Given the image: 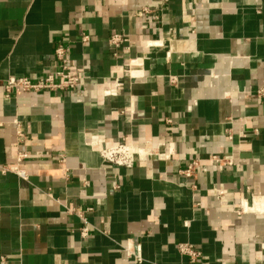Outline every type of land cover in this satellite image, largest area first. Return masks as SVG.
<instances>
[{
    "label": "crops",
    "instance_id": "0c3cea01",
    "mask_svg": "<svg viewBox=\"0 0 264 264\" xmlns=\"http://www.w3.org/2000/svg\"><path fill=\"white\" fill-rule=\"evenodd\" d=\"M60 46L78 88L5 96ZM93 141L166 155L118 167ZM19 151L26 180L2 172ZM0 264H264V0H0Z\"/></svg>",
    "mask_w": 264,
    "mask_h": 264
},
{
    "label": "built area",
    "instance_id": "2783aa9c",
    "mask_svg": "<svg viewBox=\"0 0 264 264\" xmlns=\"http://www.w3.org/2000/svg\"><path fill=\"white\" fill-rule=\"evenodd\" d=\"M193 10V8H191ZM187 23L193 24L195 22V18L193 14L187 15ZM129 40L123 35L117 34L111 37L110 44L114 47H118L123 43H127ZM82 45L88 46L90 44V37L87 35H83L81 39ZM157 46V45H156ZM152 47V46H148ZM56 59H57V69L53 75H48L43 78H40L37 81H32L27 77L23 78H9L4 81V91L5 96L10 98L12 96H16L20 93H29V92H67L73 91L81 85L83 80V69L73 68L68 61V53L67 50L60 46L55 51ZM143 58L135 59L130 63H126L125 68L122 70L124 75H128V71L132 66H141ZM130 76V75H129ZM132 76V75H131ZM121 81L116 79V86H120ZM116 90H108L105 92L107 96H115ZM16 126V135H17V145L22 146L25 142L26 136L22 131L20 122L18 120L14 121ZM94 147H98V152L105 162L113 164L118 167L124 168H132L135 166L137 162L146 161L149 158L156 157L159 160L165 159V153H160L159 148H137L126 144L124 141L115 143L113 145H105L102 146L100 141H96L91 144ZM145 152V153H144ZM29 157V154L23 151H19L16 158V163L13 165H9L2 168L3 173H14L19 178L26 180L27 175L25 171L20 170L19 165L26 161ZM170 157L168 152L167 158ZM201 160L194 161L191 165H189L184 171L181 173L187 177H194L196 170L201 166ZM212 164L216 166L218 170H223L227 167H231L234 164L233 159H222L214 157L210 160ZM217 196L221 199L224 195L223 191H217ZM243 211V208L240 207V212ZM85 226L81 231L82 237H88L89 228L88 223L85 220ZM178 249L182 256L188 258L190 261L194 262L200 258V253L195 250L191 245H179ZM128 253L129 250L127 249ZM134 259L138 262L142 260L141 257V249L138 248L135 253L132 255Z\"/></svg>",
    "mask_w": 264,
    "mask_h": 264
},
{
    "label": "bare ground",
    "instance_id": "6f19581e",
    "mask_svg": "<svg viewBox=\"0 0 264 264\" xmlns=\"http://www.w3.org/2000/svg\"><path fill=\"white\" fill-rule=\"evenodd\" d=\"M144 153H145V152H144ZM247 208H249V207H246V209H247ZM246 209H245V210H246ZM251 210H253V211H254L255 209H251ZM259 213H260V212H259Z\"/></svg>",
    "mask_w": 264,
    "mask_h": 264
}]
</instances>
